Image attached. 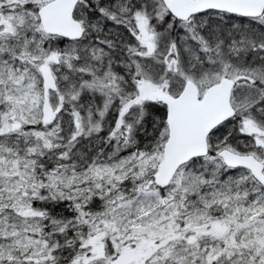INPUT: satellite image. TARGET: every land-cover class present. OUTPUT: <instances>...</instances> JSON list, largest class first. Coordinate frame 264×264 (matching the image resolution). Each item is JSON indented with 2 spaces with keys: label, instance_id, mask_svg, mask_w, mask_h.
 Here are the masks:
<instances>
[{
  "label": "snow or ice",
  "instance_id": "1",
  "mask_svg": "<svg viewBox=\"0 0 264 264\" xmlns=\"http://www.w3.org/2000/svg\"><path fill=\"white\" fill-rule=\"evenodd\" d=\"M0 264H264V0H0Z\"/></svg>",
  "mask_w": 264,
  "mask_h": 264
}]
</instances>
